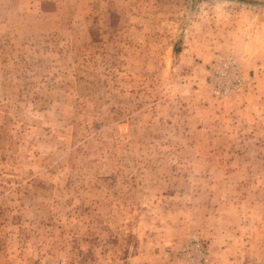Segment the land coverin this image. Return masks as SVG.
Segmentation results:
<instances>
[{"label":"rangeland","instance_id":"374dc122","mask_svg":"<svg viewBox=\"0 0 264 264\" xmlns=\"http://www.w3.org/2000/svg\"><path fill=\"white\" fill-rule=\"evenodd\" d=\"M0 264H264V0H0Z\"/></svg>","mask_w":264,"mask_h":264},{"label":"built area","instance_id":"2783aa9c","mask_svg":"<svg viewBox=\"0 0 264 264\" xmlns=\"http://www.w3.org/2000/svg\"><path fill=\"white\" fill-rule=\"evenodd\" d=\"M227 71L228 73H230V78L232 79V81L226 79ZM216 72L218 73V77L220 79H223L222 84L215 83L216 86L215 89H218L219 91L226 93L232 88L239 87L242 83V77L239 76L238 68L236 64L230 59L224 60L222 66L220 67L219 70H216ZM231 86H235V87H231Z\"/></svg>","mask_w":264,"mask_h":264}]
</instances>
